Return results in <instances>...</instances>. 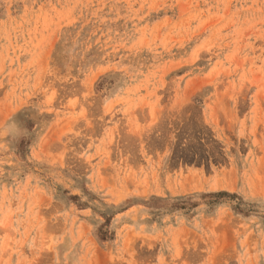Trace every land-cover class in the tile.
Masks as SVG:
<instances>
[{
    "label": "rangeland",
    "instance_id": "rangeland-1",
    "mask_svg": "<svg viewBox=\"0 0 264 264\" xmlns=\"http://www.w3.org/2000/svg\"><path fill=\"white\" fill-rule=\"evenodd\" d=\"M0 264H264V0H0Z\"/></svg>",
    "mask_w": 264,
    "mask_h": 264
}]
</instances>
